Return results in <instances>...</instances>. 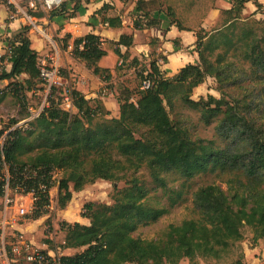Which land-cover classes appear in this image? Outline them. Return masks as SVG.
<instances>
[{
	"label": "trees",
	"instance_id": "trees-1",
	"mask_svg": "<svg viewBox=\"0 0 264 264\" xmlns=\"http://www.w3.org/2000/svg\"><path fill=\"white\" fill-rule=\"evenodd\" d=\"M0 1L11 11L15 10L8 0ZM232 1V8L222 12L227 16L223 26L212 32L204 29L197 32L200 63L188 64L174 77H166L158 62L151 61L148 77L152 87L141 90L137 100L132 90L124 87L130 93L119 96L118 117L106 118L110 112L100 99L89 100L81 91L73 89L76 113L51 101L30 121L28 128H16L9 133L5 160L11 175L19 182L24 179L26 167L40 174L64 172L59 182L61 209L72 199L71 183L74 191H81L98 179L115 183L113 204H85L82 216L90 220V225L62 224L66 233L64 248L86 247L82 253L63 256V264H179L184 258L193 262L201 255L220 258L243 239L244 224L252 226L257 239H264V128L248 113H242L237 102L230 103L213 95L208 99L192 98L193 90L208 76L221 81L225 75L236 73L232 64L224 62L225 54L219 53L211 60L216 50L227 45L226 28L247 21L243 10L251 0ZM253 1L257 12L264 9L258 0ZM142 2L139 1L136 11ZM50 14L56 13L51 10ZM135 26H140L139 22L135 21ZM29 30V26H24L9 39L7 53L1 57L12 67L10 71L1 70L0 84L8 80L17 92L24 85L14 80L24 74L28 76L25 81L28 90L43 81L39 53L32 47ZM252 35V31L241 35L239 56L249 61L253 73L264 82V43ZM103 43L95 34L77 38L72 55L83 60L96 76L107 80L109 69L98 65L107 55ZM114 44L116 55L125 60L127 54L120 47L132 46L133 36L124 34ZM53 92L60 94L56 89ZM177 101L200 113L205 125L213 126L218 140L193 137L187 127L176 123L171 111ZM145 166L160 187L167 186L163 174L175 172L186 178L201 173L231 174L239 188L232 197L216 184L199 188L193 195L195 217L170 225L160 241L143 239L133 233L140 226L157 222L168 212L164 206L149 203L150 191L136 176ZM122 180L126 186L119 189L116 183ZM40 182V177L29 180L28 188H38ZM39 195L34 219L40 218L42 209L49 205V197L41 192ZM181 197L182 193L177 192L172 200L177 202Z\"/></svg>",
	"mask_w": 264,
	"mask_h": 264
},
{
	"label": "rangeland",
	"instance_id": "rangeland-1",
	"mask_svg": "<svg viewBox=\"0 0 264 264\" xmlns=\"http://www.w3.org/2000/svg\"><path fill=\"white\" fill-rule=\"evenodd\" d=\"M10 1L11 4L14 5L13 0ZM30 1L33 2L34 5H31ZM195 4L202 10V12L198 14L200 17L202 16L203 9L210 6L208 0H196ZM21 6L32 15L43 14L41 9L44 7L40 0H29V3L25 0L22 2ZM58 9H60V7L53 11ZM14 11H17V8H15ZM48 11L51 12V10ZM243 17L247 18L246 22L239 21L233 26L226 28L227 45L216 50L211 56V60L214 61L219 53L225 54L226 59L224 62L232 64V69L234 71L236 70V73L232 76L225 75L221 81L213 76H208L201 90H193L192 98L194 100H200L201 98L208 99L209 95H213L218 99L223 98L230 103L237 102L239 110L242 113H248L247 115L255 120L257 125L264 128V82L258 79L257 75L253 73L249 61L239 56L242 49L240 39L244 32L249 31L251 33L252 31V36H257L264 43V9L258 11L256 15L243 14ZM226 18L227 16L222 15L218 28L223 26V22ZM205 53L208 55V52ZM53 55H57L59 63L61 55L57 52V49L52 47L47 54L39 56L41 58L40 64L43 63V61H49L50 57ZM155 57L156 56L151 57L150 60L146 58L138 61L136 64L137 70L135 72V77L131 75L128 78L130 81L129 85L133 87L132 95L135 100L138 99L139 92L143 90L141 88L142 81L146 76L148 77L150 62L153 61ZM76 59L80 63L83 62V60ZM1 62L0 72L7 65L6 59L4 61L1 60ZM119 67H121V69H118L116 74L111 76V84H107V87H112L113 91L117 89V99L121 93L123 95H128L130 93L124 90L125 84L120 82L121 80L119 79V74H122L123 70L128 68H123L121 65ZM61 70L63 71V77L66 79L68 88L71 90H78L73 80L74 78L71 75L72 71L66 67H61ZM27 78L28 76L24 74L17 80H14L24 85L19 92L15 90L16 86L10 84L8 80H4L0 84V96L3 97L0 101V132H3V135L10 133L16 128H28L30 121L38 117L44 109L50 105L51 101L61 103L60 94L49 90L44 81H40L35 84L32 90H28L25 83ZM89 91L96 92V88L90 90L86 88V93ZM84 95L86 96V94ZM87 99L94 100L91 98ZM72 112L76 113L77 110L73 109ZM112 117H116V115L110 112V115H107L106 118L110 119ZM171 118L176 123L187 127L193 137L218 140L215 136L213 126L205 125L200 113L187 108L179 101L175 103V108L171 111ZM0 135L2 136V133H0ZM6 171L7 170H5V172ZM64 176L62 170H56L54 172V186L51 189L50 206L46 209H42V216L40 218L30 221L26 226V231L37 244L41 246L48 245L49 248L63 253L64 256H74L82 253L86 247L72 249L63 247L66 233L62 229V224L64 222L75 223L72 217H66L64 215H69L70 213L82 214L85 211L84 206L88 202L111 205L114 203L113 198L116 194V190L115 183L98 179L94 183L87 184L82 189L83 194L81 192L80 196L71 199V201L67 203V206L61 209L58 204L59 182ZM136 176L139 177L141 183L150 191L149 203L154 206H164L168 209V212L157 222L148 226H140L133 233L135 237L154 241H160L165 238L170 225H179L184 220L196 216L193 207V195L199 188L209 184H216L230 197H232L239 188L235 182V178L232 177L234 175L231 174L218 175L216 173H201L193 178H186L178 173L169 172L163 174L167 182V186L165 187H160L154 182L151 171L146 166L140 169L136 173ZM70 185L73 186V183ZM116 185L119 189L126 186L124 180L119 181ZM177 192H181L182 197L180 200H177V202H173L172 199L175 200ZM62 210L66 211L62 212ZM242 232L243 239L232 245L230 250L224 252L220 258L201 255L196 257L193 262L188 258H184L179 264H238L237 261H241L242 264H248L245 251L264 244V239H257L252 226L248 224L243 225ZM125 264L134 263L128 262Z\"/></svg>",
	"mask_w": 264,
	"mask_h": 264
},
{
	"label": "crops",
	"instance_id": "crops-1",
	"mask_svg": "<svg viewBox=\"0 0 264 264\" xmlns=\"http://www.w3.org/2000/svg\"><path fill=\"white\" fill-rule=\"evenodd\" d=\"M24 1L13 0L17 11H11L7 5L0 2V66L1 57L8 50V40L24 26H29L28 35L32 47L38 51L39 56L47 54L52 47L57 49L61 55L59 64L62 68L66 67L72 71L76 88L86 94V98L100 99L106 110L116 117L120 112L116 95L118 92L117 89L114 92L112 87L108 88L107 84H111V76L121 69L120 65L128 68L119 74L120 82L131 90L133 87L129 85L128 78L131 75L135 77L136 64L146 58L150 60L156 56L153 61L158 62L164 75L174 77L186 65L200 63L196 47L197 32L201 29L208 32L217 29L222 12L231 9L233 5L232 0H208L210 6L203 9L200 17L198 14L202 10L196 6V0H143L137 11L136 7L140 0H66L60 9L55 11V15L42 8V15L32 16L24 7L22 8L21 4ZM258 1L264 5V0ZM27 2L29 3V0ZM76 3H79L78 7L74 8ZM31 5H34L33 2ZM257 10L254 1L251 0L245 4L243 14L256 15ZM135 21L139 22L140 26L136 27ZM68 34L71 36L66 37ZM88 34L98 35L104 40L103 47L107 55L98 65L109 69L110 78L107 80L96 76L84 62L80 63L72 55L75 39ZM124 34L133 36L132 46L120 47L121 52L127 54L125 60L120 59L114 51L116 48L114 42H118ZM161 60L162 64L159 63ZM6 63L5 69L10 71L12 64L7 59ZM202 87L203 84L195 90H201ZM86 88L89 90L96 88V92L91 90L86 93ZM71 191L72 199L80 196L81 192L83 194L82 190L74 191L73 186ZM64 211L66 210H62ZM64 216L72 217L75 222L90 225V220L80 213ZM245 252L248 264H264V244Z\"/></svg>",
	"mask_w": 264,
	"mask_h": 264
},
{
	"label": "built area",
	"instance_id": "built-area-1",
	"mask_svg": "<svg viewBox=\"0 0 264 264\" xmlns=\"http://www.w3.org/2000/svg\"><path fill=\"white\" fill-rule=\"evenodd\" d=\"M43 7L55 10L66 0H40ZM1 2V1H0ZM160 64L163 60L159 61ZM40 76L48 89L60 91V107L73 111L74 99L61 72L57 55L40 64ZM153 85L147 76L141 88L147 90ZM0 135V264H63V253L37 244L27 233L26 226L34 219L39 192L49 197L53 188L54 171L43 172L26 167L22 181L11 175L5 160V145L8 134ZM5 170H7L5 172ZM40 177L38 188H28V181ZM46 181H45V180Z\"/></svg>",
	"mask_w": 264,
	"mask_h": 264
}]
</instances>
